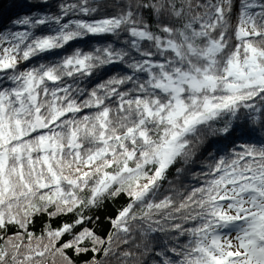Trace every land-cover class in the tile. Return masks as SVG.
<instances>
[{
    "label": "snow or ice",
    "instance_id": "obj_1",
    "mask_svg": "<svg viewBox=\"0 0 264 264\" xmlns=\"http://www.w3.org/2000/svg\"><path fill=\"white\" fill-rule=\"evenodd\" d=\"M29 8L0 28V264H264V0Z\"/></svg>",
    "mask_w": 264,
    "mask_h": 264
},
{
    "label": "trees",
    "instance_id": "obj_2",
    "mask_svg": "<svg viewBox=\"0 0 264 264\" xmlns=\"http://www.w3.org/2000/svg\"><path fill=\"white\" fill-rule=\"evenodd\" d=\"M34 0H0V28H11V20L15 19L18 15H24L29 13L30 11H35L34 9L29 8V4L33 3ZM53 3V11L55 10V0H50ZM23 30V29H20ZM110 39V38H109ZM105 41L100 38L90 37L87 40L77 42L75 47H80L85 51L91 50L93 47L100 46ZM71 51V49H68ZM58 57H49V59H57ZM23 67V66H22ZM122 202V201H121ZM119 203L114 205H109V212L114 213L115 208L119 207ZM56 223H59L58 221ZM41 227V220L37 221L36 228L34 231H39ZM103 231H106L104 226L101 227V234Z\"/></svg>",
    "mask_w": 264,
    "mask_h": 264
}]
</instances>
